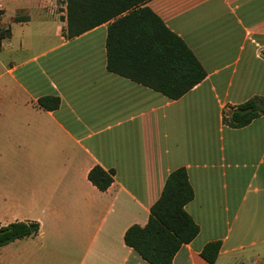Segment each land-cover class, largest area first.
Returning <instances> with one entry per match:
<instances>
[{"label":"crops","instance_id":"crops-1","mask_svg":"<svg viewBox=\"0 0 264 264\" xmlns=\"http://www.w3.org/2000/svg\"><path fill=\"white\" fill-rule=\"evenodd\" d=\"M146 4L207 72L178 99L108 69V23L66 36L67 0H0V226L39 224L0 264H151L125 233L148 223L180 167L200 232L173 264H210L201 252L215 240L214 264H264V114L224 122L264 97V0ZM96 165L115 171L106 191L89 179Z\"/></svg>","mask_w":264,"mask_h":264},{"label":"trees","instance_id":"trees-1","mask_svg":"<svg viewBox=\"0 0 264 264\" xmlns=\"http://www.w3.org/2000/svg\"><path fill=\"white\" fill-rule=\"evenodd\" d=\"M147 1L67 0L65 33L73 38L108 23V69L178 99L203 81L207 72L186 42L166 26ZM15 20L19 21L18 18ZM6 36H10V30L0 31V40ZM39 103L45 109L56 110L61 99L44 96ZM262 114L264 97L256 96L226 109L224 122L240 128ZM114 175V170L96 165L90 170L89 179L100 190L106 191L112 185ZM194 197L187 169L180 167L172 171L160 198L152 206L148 223L131 226L125 233L126 243L151 264H173L179 249L200 232V226L186 210ZM38 231L36 222L18 221L0 226V248ZM221 246L220 240L210 241L201 256L214 264Z\"/></svg>","mask_w":264,"mask_h":264},{"label":"rangeland","instance_id":"rangeland-1","mask_svg":"<svg viewBox=\"0 0 264 264\" xmlns=\"http://www.w3.org/2000/svg\"><path fill=\"white\" fill-rule=\"evenodd\" d=\"M1 14H2V10H0V16H1Z\"/></svg>","mask_w":264,"mask_h":264}]
</instances>
